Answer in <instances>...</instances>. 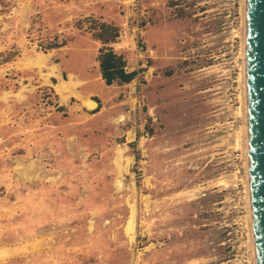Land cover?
<instances>
[{
  "label": "rangeland",
  "instance_id": "374dc122",
  "mask_svg": "<svg viewBox=\"0 0 264 264\" xmlns=\"http://www.w3.org/2000/svg\"><path fill=\"white\" fill-rule=\"evenodd\" d=\"M245 10L0 0V264H254Z\"/></svg>",
  "mask_w": 264,
  "mask_h": 264
},
{
  "label": "water",
  "instance_id": "95a60500",
  "mask_svg": "<svg viewBox=\"0 0 264 264\" xmlns=\"http://www.w3.org/2000/svg\"><path fill=\"white\" fill-rule=\"evenodd\" d=\"M247 2V100L256 264H264V0Z\"/></svg>",
  "mask_w": 264,
  "mask_h": 264
},
{
  "label": "trees",
  "instance_id": "16d2710c",
  "mask_svg": "<svg viewBox=\"0 0 264 264\" xmlns=\"http://www.w3.org/2000/svg\"><path fill=\"white\" fill-rule=\"evenodd\" d=\"M118 35L119 32L117 31L113 34V39L101 40H103L104 43L113 42ZM98 61L102 78L108 86L119 80L123 83H129L136 75V72L128 71L125 59L121 55L115 53L111 48L100 51Z\"/></svg>",
  "mask_w": 264,
  "mask_h": 264
},
{
  "label": "bare ground",
  "instance_id": "6f19581e",
  "mask_svg": "<svg viewBox=\"0 0 264 264\" xmlns=\"http://www.w3.org/2000/svg\"><path fill=\"white\" fill-rule=\"evenodd\" d=\"M245 5H246V8H247V2H246V0H245ZM245 34H246L245 35V43H246V45H245L244 68H243V70H244V85H245V108H246V110H245V119H246V123H245L246 124V126H245V139L243 141H245V143H243L242 140L240 141V139H238V141L236 142L237 143L236 146L237 147H243V150L245 151V154H246V168H247V171L246 172H247L248 203H249L250 220H251V225H252V249H253L254 264H256V249H255V236H254V228H253V220H252V204H251L250 172H249L250 171V163H249V124H248L249 123V120H248L247 66H246V56H247V19H246V33ZM70 82L71 83L74 82V79L71 78V77H70ZM69 85H68V87L71 88ZM73 85H75V83ZM85 103H86V105L88 106V108L90 110H94L97 107V103L95 101L91 100V99L90 100H87ZM239 110H241V109H239ZM242 112L243 111H241L239 114L242 115ZM240 137H241V135H240Z\"/></svg>",
  "mask_w": 264,
  "mask_h": 264
},
{
  "label": "built area",
  "instance_id": "2783aa9c",
  "mask_svg": "<svg viewBox=\"0 0 264 264\" xmlns=\"http://www.w3.org/2000/svg\"><path fill=\"white\" fill-rule=\"evenodd\" d=\"M128 69V68H127Z\"/></svg>",
  "mask_w": 264,
  "mask_h": 264
}]
</instances>
